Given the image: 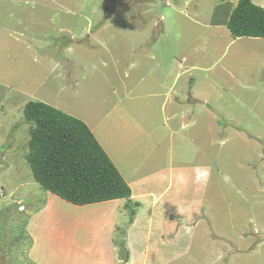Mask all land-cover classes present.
I'll return each mask as SVG.
<instances>
[{"label": "rangeland", "instance_id": "1", "mask_svg": "<svg viewBox=\"0 0 264 264\" xmlns=\"http://www.w3.org/2000/svg\"><path fill=\"white\" fill-rule=\"evenodd\" d=\"M223 2L233 0H0V264H83L82 251L103 242L90 229L97 221L74 218L72 204L46 199L35 182L26 162L31 125L24 108L31 101L79 118L98 138L107 125L110 157L124 179H136L131 189L140 185L159 197L154 207L148 195L136 200L139 207L123 208L119 249L133 242L141 250L160 229L165 236L172 226L190 227L188 254L160 264H264V40L230 46L227 36L214 39L204 26ZM132 26L161 35L152 50L172 51L164 63L171 83L188 52L196 57L186 64L201 70L177 83L187 98L195 86L206 100L202 112L215 114L219 128L206 127L202 114L195 126L189 119L184 130L168 131L164 98L146 96L155 82L163 94L156 71L133 68ZM226 238L235 247L222 248ZM209 240L217 246L207 247Z\"/></svg>", "mask_w": 264, "mask_h": 264}, {"label": "crops", "instance_id": "2", "mask_svg": "<svg viewBox=\"0 0 264 264\" xmlns=\"http://www.w3.org/2000/svg\"><path fill=\"white\" fill-rule=\"evenodd\" d=\"M238 1L239 0H233V3H225V2L219 3L217 6H215V8H213V10H211L209 14V22L208 24H205L204 26L207 30H212L213 32L212 36L216 40L221 39L222 36H227L228 38H231L230 46L237 44V42H239V40H242V39H256V38L234 39L230 35L229 31L227 30V26H226L227 22L229 20V17L232 11L237 6ZM252 1L253 3H256L254 0ZM187 3L188 1H186V4L184 7H187ZM229 4H232V5L228 8ZM223 5L227 7L221 11L220 7ZM258 5H260L261 7H264L263 4L258 3ZM167 7H168V4H167ZM182 13H183V10H180L178 12V14H182ZM185 18H187V14ZM222 27L226 28V31H224L221 35H218L217 32H219L222 29ZM132 29L135 35L134 37L131 38V47L133 50V55L136 59V63L133 64V68L135 67L136 69L134 68V70L136 71L138 70L139 73H143L147 70H149L150 72L152 70L154 72L156 71L158 75V79H159L158 83L160 85V88L162 89L161 91H163V94H161L155 88V85H156V82H155L154 83L155 85L148 84V89H146L148 94L146 96L153 100L156 97L160 99V95H161V98L162 97L164 98L162 102L161 110L163 112V116L165 119L164 126L168 128V131L175 132V130L178 127H180L181 130H184L190 122L189 119L191 120L194 119V122H192L191 126H195L197 122L199 121L198 119L199 116L202 114H207V117H208L207 120H209V124L207 122L206 127L210 128V130H212L213 128L212 125L215 126V128L217 127L219 128V125L216 123V120H215L216 119L215 114L202 112L204 109L203 103H206V100L203 102V96L196 95L195 86L191 88V92L189 93V98H187L185 95L182 96L183 91L186 89L184 88V86L181 88L179 85V82L177 83V80L178 81H180L181 79L185 80L188 74L191 75L194 72L201 70L199 67H197L193 63L191 65L186 64V62L191 60L192 57L193 58H196V57L192 56L188 52L189 56L187 55V57H184L183 62L178 63V69L180 72H176L174 76L175 77L174 82L171 83V81L167 80L168 79L167 76L172 74V70L168 71L167 69H170V68L166 67L164 63H165L166 57H168L170 60L172 51L168 53V51L166 52V50H164L163 53H160L158 50L156 51L152 50V47L150 46L151 41H154V43L155 42L158 43L159 39L161 38V35L158 37L155 34L139 32L135 28H133V26H132ZM122 30L124 33L125 32L124 28H122ZM216 45H218L217 47H219V43H216ZM203 50H204V55L209 53L207 48H204ZM209 57L212 58V56H208V58L203 57V59L206 61H209ZM208 70L209 69H206L203 71H208ZM140 76L141 74L138 75V77ZM143 82H144V78H142V80H140L137 83V87H140L141 84H143ZM132 92H135V90H132ZM140 97L141 96H138L137 98H140ZM152 102L154 103L155 100ZM186 105L190 107H187ZM107 118L109 117L108 116L105 117V119ZM89 127L93 131L95 136L97 137V133L95 132V130L91 126ZM106 127L107 125H103L101 123L100 136H99L100 138L97 137V139L99 140L102 147L104 148V150L110 157V155L112 156V154H110L109 152V147L110 145H112V143H110L108 141V138L105 136L107 134ZM114 164L116 165L115 162ZM147 167H148V164L145 163L143 167H138L137 169L138 170H140L141 168L146 169ZM158 174L159 173L149 174L147 176V180H150L152 176L158 175ZM147 180H144V182ZM134 181H136V179H133L131 182L132 184H130L126 180V182L129 184L131 188H133L132 186L133 184L137 183ZM131 190H132V200L134 203L135 202L138 203V201H136L137 199H140L141 201H143L145 197L149 195L150 197H152V207L157 205L159 197L154 196L153 194L143 193L142 187L140 185L137 186L138 192H135L133 189ZM51 195L52 194L47 192L44 195V197H46V199H49ZM73 206H74L73 207V211H74L73 217L75 218L77 215H81V217L84 218V220L88 221L89 223L97 221L95 223H99L100 226L97 228H94V226H92L90 229L92 230L96 229L102 235L101 238H103V242L100 243V245L99 244L93 245L92 249H89V251H82V253L86 256L85 257L87 259L86 261L84 260V262H82L80 259H77V261L82 262L83 264H120L121 257H120V249H119L118 243L123 242L124 238L120 239L119 241V239L117 240V237L123 225V218H124L123 208H125V201L124 200H114V201L87 205V206H82V207L75 206V205ZM135 214H136V217L139 216V211L136 210ZM136 217L130 222L131 224L129 226L128 232H131V231L134 232V224H135V221L138 220V218ZM196 225L197 224H195L194 227ZM159 229H160V226H159ZM159 231H160L159 237L155 236L156 240L152 242L153 244L150 243L146 247H141L142 248L141 250L137 249L136 246H133V242L130 243L128 247L126 246L127 250L129 251V255H130L128 264H139V263L140 264H160L165 260L167 261L172 260L175 257H177L179 254L182 255L188 252L189 246H188V243H186V241H188L192 236L190 235L192 231L190 227H187L186 229L180 228L179 230L178 229L176 230V227L175 229L173 226L170 227V232L171 231L172 232L165 236L167 238L169 237L172 238L173 241H168V242H165V240H160V239H163V237L165 236H163V233H161L162 229H160ZM174 232H175V235L173 236ZM184 232H186L187 235H184L183 234ZM28 236H30L29 233H28ZM244 237L245 235H242V237H240L241 243H242V240H244ZM224 240L226 241H224V246H222V248H228L229 243L234 244V242L231 241L229 238H226ZM241 243H239L238 246ZM183 245L185 246V248L182 249L180 252H178L179 249H181ZM205 245L207 247L214 248L217 246V243L215 242V240H209V243ZM233 247H235V244L233 245ZM244 248H245V245H244ZM244 248L242 250L238 248V251L240 250L239 252H245ZM167 258H171V259H167ZM136 259H138V262L136 261Z\"/></svg>", "mask_w": 264, "mask_h": 264}, {"label": "trees", "instance_id": "3", "mask_svg": "<svg viewBox=\"0 0 264 264\" xmlns=\"http://www.w3.org/2000/svg\"><path fill=\"white\" fill-rule=\"evenodd\" d=\"M226 26L234 39H264V8L239 0ZM24 118L31 125L26 162L41 189L75 206L124 200L125 209L139 207L131 187L84 121L41 101L27 103ZM120 256L121 264H128L124 244Z\"/></svg>", "mask_w": 264, "mask_h": 264}, {"label": "clouds", "instance_id": "4", "mask_svg": "<svg viewBox=\"0 0 264 264\" xmlns=\"http://www.w3.org/2000/svg\"><path fill=\"white\" fill-rule=\"evenodd\" d=\"M198 178H199V177H198ZM183 179H184V177H183V176H181V177H180V180H181V181H183Z\"/></svg>", "mask_w": 264, "mask_h": 264}, {"label": "bare ground", "instance_id": "5", "mask_svg": "<svg viewBox=\"0 0 264 264\" xmlns=\"http://www.w3.org/2000/svg\"><path fill=\"white\" fill-rule=\"evenodd\" d=\"M189 189V188H188Z\"/></svg>", "mask_w": 264, "mask_h": 264}]
</instances>
